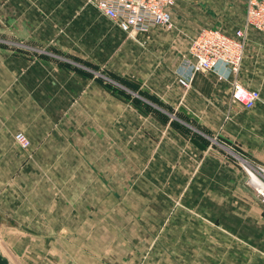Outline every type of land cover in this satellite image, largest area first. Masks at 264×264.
<instances>
[{
	"label": "crops",
	"instance_id": "crops-1",
	"mask_svg": "<svg viewBox=\"0 0 264 264\" xmlns=\"http://www.w3.org/2000/svg\"><path fill=\"white\" fill-rule=\"evenodd\" d=\"M245 4L176 0L172 31L156 26L131 38L84 0H0V141L15 143L17 132L30 141L28 150L20 148L21 165H0V178L14 176L8 187L18 188V170L25 189L22 197H0L2 259L78 264L62 254L79 250L81 215L90 218L97 188H110L112 172L123 169L141 173L133 185L142 202L156 203L160 189L180 202H208L203 181L214 180L225 199L209 202L239 205L231 232L260 254L250 264H264V208L240 166L225 165L213 149L230 147L243 163L264 166V36L248 30L237 77L260 93L252 109L231 101L232 77L197 74L187 90L175 77L199 30L233 35ZM112 84L130 98L115 96ZM134 96L152 114L137 109ZM184 127L192 137L182 136ZM119 151L120 165L113 159Z\"/></svg>",
	"mask_w": 264,
	"mask_h": 264
},
{
	"label": "rangeland",
	"instance_id": "rangeland-1",
	"mask_svg": "<svg viewBox=\"0 0 264 264\" xmlns=\"http://www.w3.org/2000/svg\"><path fill=\"white\" fill-rule=\"evenodd\" d=\"M111 79L120 84L114 78ZM112 89L118 98H127L116 85L112 84ZM132 102L146 105L135 96ZM151 110L145 108L149 114H152ZM163 120L167 121V118ZM98 131L100 135L103 134V131ZM190 132L184 127L181 134L184 137H192L193 133ZM115 145L113 143V150L117 149ZM0 147V165L15 163L18 166L23 163V153L16 143L1 140ZM223 147L224 149L213 147L220 154L218 159L225 165H239L243 171L244 163L241 157L230 147ZM209 156L217 157L211 153ZM113 159L121 164L120 159H123V156L120 151L113 155ZM115 161L113 167L119 170ZM243 174L244 183L249 191L254 192L244 171ZM161 175V178L166 177ZM137 177L141 178V173L123 169L113 171L112 186L106 190L97 188L94 210L92 209L89 219L87 216L83 219L81 215L79 235L74 238L79 250L62 254L65 263L72 259L78 264H250L256 256H260L259 253L249 252L246 246H241L237 236L231 232L232 213L238 210L239 205L209 202L211 199H225L219 197L224 188L216 187L214 180L203 181V200L208 202H180L178 197L173 198L170 194L169 198L163 194V189H160V199H155L157 202L152 203L142 202L139 198V191L133 185ZM15 178L18 180V188L14 189L8 187V180L13 181L14 176L10 175L9 179L7 175H1L0 197L9 194L13 196L14 191L16 195L23 196L25 189L19 188L23 186L22 173L17 170ZM109 194L110 202L107 201ZM257 201L255 200V203ZM257 204L261 206L259 202ZM63 238L67 240L71 237Z\"/></svg>",
	"mask_w": 264,
	"mask_h": 264
},
{
	"label": "built area",
	"instance_id": "built-area-1",
	"mask_svg": "<svg viewBox=\"0 0 264 264\" xmlns=\"http://www.w3.org/2000/svg\"><path fill=\"white\" fill-rule=\"evenodd\" d=\"M176 0H85L101 15L113 22L124 34L135 37L147 34L160 26L173 29L171 12ZM253 29L264 36V0H246L244 22L233 35H227L220 28H202L192 38L188 55L176 70V83L184 90L190 88L197 74L213 72L219 80L231 82V101L244 109H252L260 101L257 90H247L238 81L241 64L247 44L248 30ZM225 73H221L219 68ZM14 142L28 150L30 141L22 132L14 135ZM258 202L264 207V166L242 165Z\"/></svg>",
	"mask_w": 264,
	"mask_h": 264
},
{
	"label": "trees",
	"instance_id": "trees-1",
	"mask_svg": "<svg viewBox=\"0 0 264 264\" xmlns=\"http://www.w3.org/2000/svg\"><path fill=\"white\" fill-rule=\"evenodd\" d=\"M130 98V96L129 95H127V98L126 99H129ZM133 105L137 108V109H139V110H141L142 112H144L145 114H148V112H146L145 111V108L147 107V109H149V107L147 106V105H143V104H139V102H137V103H133Z\"/></svg>",
	"mask_w": 264,
	"mask_h": 264
},
{
	"label": "water",
	"instance_id": "water-1",
	"mask_svg": "<svg viewBox=\"0 0 264 264\" xmlns=\"http://www.w3.org/2000/svg\"><path fill=\"white\" fill-rule=\"evenodd\" d=\"M0 264H8L6 260L2 259V257L0 256Z\"/></svg>",
	"mask_w": 264,
	"mask_h": 264
}]
</instances>
